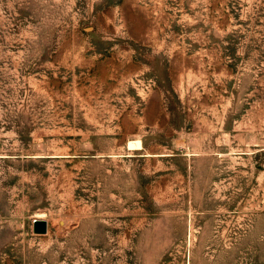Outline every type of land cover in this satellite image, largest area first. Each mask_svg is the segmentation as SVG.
<instances>
[{
  "label": "rangeland",
  "instance_id": "obj_1",
  "mask_svg": "<svg viewBox=\"0 0 264 264\" xmlns=\"http://www.w3.org/2000/svg\"><path fill=\"white\" fill-rule=\"evenodd\" d=\"M134 1L0 0V264H264V0Z\"/></svg>",
  "mask_w": 264,
  "mask_h": 264
},
{
  "label": "crops",
  "instance_id": "obj_2",
  "mask_svg": "<svg viewBox=\"0 0 264 264\" xmlns=\"http://www.w3.org/2000/svg\"><path fill=\"white\" fill-rule=\"evenodd\" d=\"M134 0H132L133 2ZM150 4L147 2L146 3V8L144 4H138V0H135L133 3V6L131 7L130 11H133L134 13L138 14L136 16V18L138 19V21H140V24L142 23V19H146L147 16L141 15L142 12H150ZM139 16H141L142 18H140Z\"/></svg>",
  "mask_w": 264,
  "mask_h": 264
},
{
  "label": "water",
  "instance_id": "obj_3",
  "mask_svg": "<svg viewBox=\"0 0 264 264\" xmlns=\"http://www.w3.org/2000/svg\"><path fill=\"white\" fill-rule=\"evenodd\" d=\"M47 221L42 218H33L32 231L37 234H44L47 232Z\"/></svg>",
  "mask_w": 264,
  "mask_h": 264
},
{
  "label": "bare ground",
  "instance_id": "obj_4",
  "mask_svg": "<svg viewBox=\"0 0 264 264\" xmlns=\"http://www.w3.org/2000/svg\"><path fill=\"white\" fill-rule=\"evenodd\" d=\"M133 145V144H132ZM139 145V144H138ZM35 215H37L36 217H38V216H41V214H35Z\"/></svg>",
  "mask_w": 264,
  "mask_h": 264
}]
</instances>
